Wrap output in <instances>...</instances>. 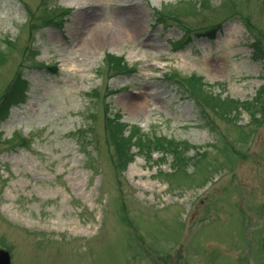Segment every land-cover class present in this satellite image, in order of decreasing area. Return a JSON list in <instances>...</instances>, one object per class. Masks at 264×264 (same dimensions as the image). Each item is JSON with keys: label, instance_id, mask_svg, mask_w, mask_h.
<instances>
[{"label": "rangeland", "instance_id": "obj_1", "mask_svg": "<svg viewBox=\"0 0 264 264\" xmlns=\"http://www.w3.org/2000/svg\"><path fill=\"white\" fill-rule=\"evenodd\" d=\"M0 249L264 264V0H0Z\"/></svg>", "mask_w": 264, "mask_h": 264}, {"label": "bare ground", "instance_id": "obj_2", "mask_svg": "<svg viewBox=\"0 0 264 264\" xmlns=\"http://www.w3.org/2000/svg\"><path fill=\"white\" fill-rule=\"evenodd\" d=\"M71 3H76V5H89V4H92V1L94 0H70ZM121 2H127V3H137V0H119ZM92 6V5H90ZM137 17H135L134 15H131L130 17H128L127 19V27L128 29L126 30V36L130 37L129 41L130 42H133L134 45L133 47L137 50V51H141L142 50V45L140 44V42H138L137 40L139 39V36H140V33L138 32L139 31V25L137 23V20L136 19ZM104 33H106L105 31H102L100 30L99 31V35L95 37V46H97L99 43H102V41H105V39L103 38L104 36ZM134 35V36H133ZM137 38H136V37ZM213 62H210L208 60H204L202 61V64L203 66L211 71V72H218L220 71L221 69V64H220V61L218 59H215V60H211ZM129 107L133 110H136V111H146L148 110V106L150 105V102H149V99H145L144 102H141V103H136V102H129Z\"/></svg>", "mask_w": 264, "mask_h": 264}, {"label": "water", "instance_id": "obj_3", "mask_svg": "<svg viewBox=\"0 0 264 264\" xmlns=\"http://www.w3.org/2000/svg\"><path fill=\"white\" fill-rule=\"evenodd\" d=\"M0 264H11L9 252L0 250Z\"/></svg>", "mask_w": 264, "mask_h": 264}]
</instances>
